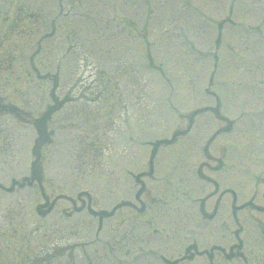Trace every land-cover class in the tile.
<instances>
[{"label": "rangeland", "instance_id": "rangeland-1", "mask_svg": "<svg viewBox=\"0 0 264 264\" xmlns=\"http://www.w3.org/2000/svg\"><path fill=\"white\" fill-rule=\"evenodd\" d=\"M208 87L234 128L204 156L224 124L209 109L161 142L217 106ZM0 100L20 109L0 110V264H164L187 245L229 248L237 227L248 263L264 264L251 128L264 117V0H0ZM44 112L41 181L23 186ZM205 195L207 212L221 195L208 218Z\"/></svg>", "mask_w": 264, "mask_h": 264}, {"label": "trees", "instance_id": "trees-1", "mask_svg": "<svg viewBox=\"0 0 264 264\" xmlns=\"http://www.w3.org/2000/svg\"><path fill=\"white\" fill-rule=\"evenodd\" d=\"M9 108H10V106H9ZM11 108L13 109V111L15 110V108H13V107H11ZM36 125L39 126L37 122H36ZM39 130H40L41 134L46 132L44 126H39ZM42 140H43V138H41V136H40V138L37 139V148H38L39 144L42 142Z\"/></svg>", "mask_w": 264, "mask_h": 264}]
</instances>
